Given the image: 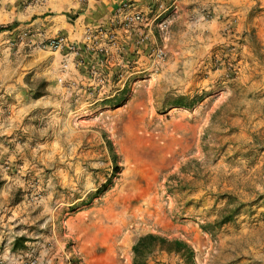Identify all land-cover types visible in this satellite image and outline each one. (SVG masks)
<instances>
[{
	"label": "rangeland",
	"instance_id": "obj_1",
	"mask_svg": "<svg viewBox=\"0 0 264 264\" xmlns=\"http://www.w3.org/2000/svg\"><path fill=\"white\" fill-rule=\"evenodd\" d=\"M124 1L152 36L123 87L109 58L101 93L67 92L84 70L44 44ZM86 2L0 0V264H186L135 256L147 234L192 264H264V0Z\"/></svg>",
	"mask_w": 264,
	"mask_h": 264
},
{
	"label": "built area",
	"instance_id": "obj_2",
	"mask_svg": "<svg viewBox=\"0 0 264 264\" xmlns=\"http://www.w3.org/2000/svg\"><path fill=\"white\" fill-rule=\"evenodd\" d=\"M151 22H148L140 10L136 9L131 2L124 1L113 9L105 24H97L85 27L80 41L64 38L61 36L50 38L44 46L60 55V70L69 71L78 68L84 70L86 79L79 80L59 77L57 81L68 92L82 90L87 96L95 97L100 88L106 82L111 72L107 70V60L112 58L119 68L114 69L116 88L118 92L125 83L126 74L121 72L130 71L132 59H126V46H129L128 56L138 53V46L148 45L151 34ZM127 42V44H126ZM164 50L160 46L148 47L147 58L150 64L161 60ZM101 93V92H100ZM111 95V96H112Z\"/></svg>",
	"mask_w": 264,
	"mask_h": 264
},
{
	"label": "trees",
	"instance_id": "obj_3",
	"mask_svg": "<svg viewBox=\"0 0 264 264\" xmlns=\"http://www.w3.org/2000/svg\"><path fill=\"white\" fill-rule=\"evenodd\" d=\"M7 28L8 26H2L0 27V31L6 30ZM155 245L179 253L184 258L186 264H192L190 249L183 242L176 239L166 240L160 236L147 234L138 237L133 243L131 249L134 255L137 256L141 253L144 247H153Z\"/></svg>",
	"mask_w": 264,
	"mask_h": 264
},
{
	"label": "crops",
	"instance_id": "obj_4",
	"mask_svg": "<svg viewBox=\"0 0 264 264\" xmlns=\"http://www.w3.org/2000/svg\"><path fill=\"white\" fill-rule=\"evenodd\" d=\"M110 1L113 3H115V2L117 3L119 0H110ZM94 4H96V0H87L85 5L88 8V7H92ZM86 11L87 10H85V12ZM74 21L75 22H73V24L70 27V31L68 32L69 38L73 39V40L76 38H79L81 36L82 30H83L82 28H83L84 24H88V23L94 22L96 20L93 19L92 15H87V14L83 13L81 15V18L77 17V18H75ZM76 22H78L77 25H76Z\"/></svg>",
	"mask_w": 264,
	"mask_h": 264
}]
</instances>
